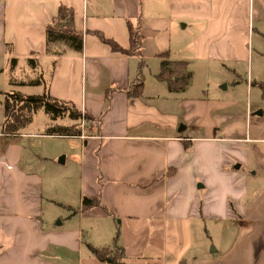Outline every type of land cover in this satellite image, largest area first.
Listing matches in <instances>:
<instances>
[{
	"label": "crops",
	"instance_id": "1",
	"mask_svg": "<svg viewBox=\"0 0 264 264\" xmlns=\"http://www.w3.org/2000/svg\"><path fill=\"white\" fill-rule=\"evenodd\" d=\"M60 5L73 11L80 52L46 51ZM130 27L139 53L99 38L129 49ZM186 53L241 56L245 77L234 71L220 91L205 87L189 69L193 57L171 58ZM28 57L36 66L27 79L11 78V89L40 76L42 93L80 111L81 132L48 133L71 124L67 116H45V132L32 123L16 134L0 129V264H110L92 247L117 250L122 264H264V0H0V62ZM164 57L187 62L184 90L156 78ZM238 88L245 101L222 94ZM34 138L72 141L57 154L72 162L77 205L67 201L70 213L53 227L32 168ZM84 198L99 203L83 206ZM106 237L113 244L95 241Z\"/></svg>",
	"mask_w": 264,
	"mask_h": 264
},
{
	"label": "trees",
	"instance_id": "2",
	"mask_svg": "<svg viewBox=\"0 0 264 264\" xmlns=\"http://www.w3.org/2000/svg\"><path fill=\"white\" fill-rule=\"evenodd\" d=\"M73 11L70 7L60 5L58 7L56 17L46 27V51H52L55 46H61L56 54H62L67 49L80 52L83 47V35L73 26ZM130 47L123 49L114 41L105 39L102 36L99 38L107 44L112 51H117L125 54L139 53L140 37L135 30L129 28ZM30 66L35 67L37 60L34 57L27 58ZM15 61V59H11ZM187 62L183 60L170 61L164 57L161 61L160 72L156 78L166 83L169 91L179 92L186 88L188 84ZM41 78L34 80L32 83L38 84ZM264 94V81L261 83ZM139 85L129 92L130 95H138ZM39 110H43L50 121L67 116L72 120L71 124L56 125L52 130H48L49 134L60 135H79L81 130L79 120L82 117L79 110H77L70 102L62 101L52 97L47 91L41 94H24L19 90H10L3 93L2 99V114L3 122L1 131L8 134H16L21 129L32 122L33 115ZM85 119H89L85 116ZM98 199H83V206L97 205ZM95 257L106 263L122 264L118 251H112L109 248H91ZM179 264H186L180 261Z\"/></svg>",
	"mask_w": 264,
	"mask_h": 264
},
{
	"label": "rangeland",
	"instance_id": "3",
	"mask_svg": "<svg viewBox=\"0 0 264 264\" xmlns=\"http://www.w3.org/2000/svg\"><path fill=\"white\" fill-rule=\"evenodd\" d=\"M186 56H171V58L174 59H184L186 57H190L193 60L190 62V71L194 74V80L196 83H203V86L207 87H215L216 90L220 91L217 87H223L224 86V80L227 79L233 75L234 71L239 73V80L244 79L245 72L247 71V62L244 60H241V56H236L240 58L239 62H234L235 56H229L230 61H226L225 58L227 56H219L220 58L224 59L223 62H217V61H210V59H197L194 56H189V54H185ZM209 60V61H208ZM16 61H1L0 62V68H4V71H0V122L3 120L2 115V99H3V93L8 92L11 89V86L9 85V80L12 78L13 80L17 77L24 79H27L29 73L25 72V70L30 69V64L28 60L21 59V62H19V65L15 63ZM6 65V66H5ZM199 70H203L202 75L198 76L197 72ZM201 74V73H199ZM34 80H37L40 78V76H37L33 74ZM220 80L222 82H220ZM14 89H19L24 94H40L42 93V86L39 84H28V85H22L17 86ZM205 89V88H204ZM168 93V90L166 91ZM223 92V91H221ZM205 92H202V90H197L194 92V94H201L204 95ZM175 94V93H174ZM222 94L228 95L230 97H242L243 100H246V92L243 89H236L234 91L228 90L227 92H223ZM178 108L171 109V112L174 114H178ZM46 114L43 110H39L37 113L33 115L32 118V124L30 125V130L32 131H41L45 132L47 131V126L43 124L44 117ZM47 117V116H46ZM2 123H0V129H1ZM181 124L177 125V129ZM33 142V150L35 152L33 156V169H37L40 171L43 179V191H42V197L44 202V209L46 208H52V211L50 212L52 215V218L49 219V224L53 227L54 225L58 224V221L62 219L61 217L65 218V215L70 210L67 206H64L67 201H70L72 204V207H76V199L77 195L79 193V187L78 182L73 178L75 176L74 169L72 168V162L69 160L65 164L59 163V158L64 155V152H61L60 154H57L60 150H68L71 148L70 142H72L69 139H57V138H34L31 139ZM68 153H70L68 151ZM67 176H71V178H67ZM54 177L55 180L50 181V179ZM58 179V180H57ZM57 199V203L51 205L50 203H46V199ZM49 204V206L47 205ZM54 209V210H53ZM48 212V211H47ZM53 212L55 214H53ZM67 224V222H65ZM109 236V235H108ZM106 237L101 240H95L96 243H112L114 240L112 238ZM114 239V237H113ZM107 240V242H106ZM113 241V242H112ZM217 241V240H215ZM105 245V244H100ZM86 264H88L86 262Z\"/></svg>",
	"mask_w": 264,
	"mask_h": 264
},
{
	"label": "water",
	"instance_id": "4",
	"mask_svg": "<svg viewBox=\"0 0 264 264\" xmlns=\"http://www.w3.org/2000/svg\"><path fill=\"white\" fill-rule=\"evenodd\" d=\"M181 127H183V126H180V129H181ZM63 160H64V158H63V156H61L60 158H59V162H63Z\"/></svg>",
	"mask_w": 264,
	"mask_h": 264
}]
</instances>
